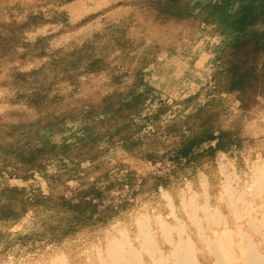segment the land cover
<instances>
[{"label": "rangeland", "instance_id": "obj_1", "mask_svg": "<svg viewBox=\"0 0 264 264\" xmlns=\"http://www.w3.org/2000/svg\"><path fill=\"white\" fill-rule=\"evenodd\" d=\"M252 5L237 24L239 0H0V264H106L122 233L155 264L139 227L169 257L179 234L161 222L178 220L201 264L217 263L202 238L222 236L244 264L238 227L264 255L249 224L264 215V0Z\"/></svg>", "mask_w": 264, "mask_h": 264}, {"label": "bare ground", "instance_id": "obj_2", "mask_svg": "<svg viewBox=\"0 0 264 264\" xmlns=\"http://www.w3.org/2000/svg\"><path fill=\"white\" fill-rule=\"evenodd\" d=\"M258 176L260 180V188L258 189V191L264 192V176L262 175V173L261 174L258 173ZM231 184H232L231 182H228V185L225 187V191L227 194L234 195V193L232 192L233 188ZM204 185H205L204 187H207L206 182L204 183ZM244 194L245 193H243V195ZM254 197L257 200L260 199V195L258 193H256L253 196V198ZM234 198L235 199H232L231 202H233L234 204L241 202L243 205V210L246 211L248 214L250 205L247 199H245L244 196H241V194L237 198L236 197ZM167 199L169 202H171L169 196H167ZM204 213L207 220H210L211 218H215V221H219L221 217V213L219 212V210L212 211L209 205L204 207ZM194 218L195 220L198 221V224L197 223L196 224L201 229L202 225L200 224V220L197 218V216H194ZM178 222L179 224L177 223L178 224L177 227H170L166 223L161 222L160 228L167 237L169 235V232L172 231H176L179 234L178 240L175 241H172V239L169 240L172 244V252L169 255V257H166L163 254V252L162 251L160 252V250L158 249L156 244V239L152 236V233L150 232L151 226L141 225L139 227L140 237L143 239L141 243L142 249L153 256H158V258H156L155 260V264L168 263L169 258L173 259V262L171 264H201L198 259V254L201 252V249H199L196 242L193 240L192 236L186 232L184 223L181 222L180 220H178ZM249 224H251L253 230L259 232L264 237V215L260 219H256L255 217L251 218ZM238 230L241 236L240 239L241 243L239 249L241 253V259L244 261V264H264V255L258 251L256 247V243L254 242L253 238H251L247 234L241 233L242 231L240 227H238ZM202 239H204L205 242L207 243V248L209 249V252H211L214 256L217 257V261L215 260L217 262L216 264L235 263L234 261L236 258L234 256L232 243L229 242L226 243L225 239H223V236L221 237V239L216 241H211L208 237H204ZM108 245L110 248L107 250V259L104 261L106 264H143V261L141 260V258H139L140 257L139 250L133 248V246L130 244V240L127 237L126 233H122L121 239L111 238L108 242ZM52 264H67V263L66 260L64 259H57V260L55 259Z\"/></svg>", "mask_w": 264, "mask_h": 264}, {"label": "trees", "instance_id": "obj_3", "mask_svg": "<svg viewBox=\"0 0 264 264\" xmlns=\"http://www.w3.org/2000/svg\"><path fill=\"white\" fill-rule=\"evenodd\" d=\"M239 2H240L241 5H243V9L241 11L239 9V11H237L234 15H232L233 17H235L233 21H235V19H236L237 24L238 23L239 24L242 23V22L238 21L239 20L238 17H240L242 15H245L246 11H249V14H250V11L252 12V14H254V5H252L254 0H239ZM252 14H250V15H252ZM241 20H242V18H241ZM245 20H246V18L244 19L243 22H245ZM236 22H233V24H232L233 27L235 26V28L237 27ZM238 27H239V25H238ZM77 218L78 219H83L81 216H77Z\"/></svg>", "mask_w": 264, "mask_h": 264}]
</instances>
